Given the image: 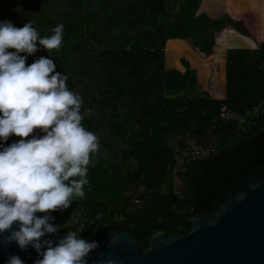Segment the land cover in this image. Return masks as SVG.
Here are the masks:
<instances>
[{
	"label": "trees",
	"instance_id": "trees-1",
	"mask_svg": "<svg viewBox=\"0 0 264 264\" xmlns=\"http://www.w3.org/2000/svg\"><path fill=\"white\" fill-rule=\"evenodd\" d=\"M176 1L0 0V21L16 27L31 22L41 37L63 25L62 46L49 53L41 48L26 63L41 56L54 61L69 89L82 97L81 111L91 109L82 123L99 138L85 196L51 212V222L63 225L55 235L74 230L68 221L78 218L86 226L82 238L98 242L127 230L146 252L158 233L188 236L199 212L210 214L226 189L264 168V45L228 52L223 97L169 96L207 85L202 62L214 61L215 34L231 27L249 36L232 18L226 26L215 22L208 37L197 34L191 18L198 0H186L179 23L171 17ZM173 36L191 39L193 54L167 50ZM224 107L246 116L251 127L221 122ZM188 137L212 150L210 157L191 156ZM139 191L144 195L137 202Z\"/></svg>",
	"mask_w": 264,
	"mask_h": 264
},
{
	"label": "clouds",
	"instance_id": "clouds-1",
	"mask_svg": "<svg viewBox=\"0 0 264 264\" xmlns=\"http://www.w3.org/2000/svg\"><path fill=\"white\" fill-rule=\"evenodd\" d=\"M62 41V24L41 37L31 22L16 27L0 21V141L19 137L6 147L0 143V236L21 250L35 249L41 258L34 264H87L98 247L81 237L86 226L78 218L68 221L75 229L57 242L43 239L63 227L48 214L85 196L88 168L99 152L98 136L82 123L91 109L81 111L83 99L69 89L68 77L52 59L26 63L27 56L59 49ZM8 264L24 262L13 255Z\"/></svg>",
	"mask_w": 264,
	"mask_h": 264
},
{
	"label": "water",
	"instance_id": "water-1",
	"mask_svg": "<svg viewBox=\"0 0 264 264\" xmlns=\"http://www.w3.org/2000/svg\"><path fill=\"white\" fill-rule=\"evenodd\" d=\"M191 224L188 236L156 234L146 252L127 230L109 232L90 252L87 264L107 259L116 264H264V168L244 175L237 188L225 190L211 214L199 212ZM65 236L46 235L43 239L55 243ZM13 255H19L24 264L41 258L31 246L21 250L15 242L4 243L0 236V264H8Z\"/></svg>",
	"mask_w": 264,
	"mask_h": 264
},
{
	"label": "crops",
	"instance_id": "crops-1",
	"mask_svg": "<svg viewBox=\"0 0 264 264\" xmlns=\"http://www.w3.org/2000/svg\"><path fill=\"white\" fill-rule=\"evenodd\" d=\"M177 2L178 0L176 1V4ZM186 3V0H181V3L179 4V10H181V12L175 13L173 17L171 15L172 20H174L176 23L180 22L183 15V7H186ZM198 3V9L195 11V15H193V17L191 18L192 26L197 34H200L202 36L205 35V37H208V35L210 34V30L212 28L218 27L215 22L222 21L223 25L226 26L228 25L230 18H232V20L235 22L243 23L249 34L248 37L242 36L231 27L224 28V30L215 34V45L213 48V52L214 54H217L215 49L217 46V42L221 40L220 38L226 33H232L231 35L229 34L224 36V40L226 42V49L224 53L225 62H221L220 56L211 57L212 60L214 59L213 62H202L203 65L208 69L207 85H210L209 81L213 80L215 75L218 78L220 76V80L223 81V88L218 89L215 95H213L212 92L207 91V85L197 88L204 89L205 94L209 93L213 96V98L216 96L223 97L226 91V64L228 52L259 51L261 49V46L264 45V38L262 37L264 26V0H198ZM210 6H212V9H210ZM172 12L174 11L171 10V14ZM223 25H221V27ZM170 47H172L173 49H170ZM166 48L169 51H184L193 54V50L191 49V39L181 38L178 36H173L172 39L166 42ZM211 58H208V61H210Z\"/></svg>",
	"mask_w": 264,
	"mask_h": 264
},
{
	"label": "rangeland",
	"instance_id": "rangeland-1",
	"mask_svg": "<svg viewBox=\"0 0 264 264\" xmlns=\"http://www.w3.org/2000/svg\"><path fill=\"white\" fill-rule=\"evenodd\" d=\"M211 1V0H210ZM181 3V0H178L177 4L176 2L174 3L175 4V8H172V10L174 12H172V17L175 13H180L181 10H179V4ZM210 9H212V6H210ZM222 22V21H221ZM231 35L232 33H226L224 36L226 35ZM234 35V34H233ZM224 36H222L218 42H217V46H216V53L214 57H217V56H220L221 57V62L224 63L225 62V49H226V42H225V38ZM262 37L264 38V26H263V33H262ZM170 49H173L172 47H170ZM222 70V69H221ZM224 78V77H223ZM210 82V85H207V91L208 92H212L213 95L216 94V92L218 91V89H222L223 88V81L220 80V76L219 78L216 77L214 75V78L213 80L209 81ZM218 84V85H217ZM218 87H217V86ZM215 86V87H214ZM214 90V91H213ZM207 92V93H208ZM169 96H172V97H182L184 95H198L199 97L201 98H205L207 96H209V98H213L212 95H210L209 93L206 95L205 94V90L202 89V88H196L194 90H191V91H188V92H172V93H169ZM258 114V111H253V114H252V117L254 116H257ZM242 125V124H241ZM244 126V125H243ZM188 140V143L190 144L191 147H193L194 151L192 152L191 156L193 157H210V154H212V150H202L200 149L197 145H196V141L195 139H191V138H186ZM261 143H264V137H262V139L260 140V144ZM246 146V144L240 146V148L237 149V151L239 149H242ZM188 154V153H187ZM186 156V155H185ZM188 156V155H187ZM183 156L181 155L180 157V166L183 165L184 163V159H182ZM176 186H177V190L178 192H181L182 188H183V185L181 183V181L178 179L176 181ZM144 195V192L143 191H139L138 193H136V198H137V202H140L141 199L143 198L142 196Z\"/></svg>",
	"mask_w": 264,
	"mask_h": 264
},
{
	"label": "built area",
	"instance_id": "built-area-1",
	"mask_svg": "<svg viewBox=\"0 0 264 264\" xmlns=\"http://www.w3.org/2000/svg\"><path fill=\"white\" fill-rule=\"evenodd\" d=\"M221 122L228 123L234 122L242 124L246 127H251V121L246 117L238 114V112L224 107L219 116Z\"/></svg>",
	"mask_w": 264,
	"mask_h": 264
},
{
	"label": "flooded vegetation",
	"instance_id": "flooded-vegetation-1",
	"mask_svg": "<svg viewBox=\"0 0 264 264\" xmlns=\"http://www.w3.org/2000/svg\"><path fill=\"white\" fill-rule=\"evenodd\" d=\"M211 214V213H210Z\"/></svg>",
	"mask_w": 264,
	"mask_h": 264
}]
</instances>
